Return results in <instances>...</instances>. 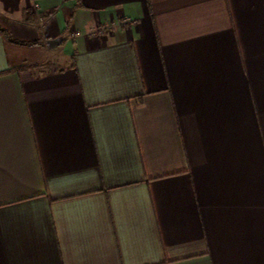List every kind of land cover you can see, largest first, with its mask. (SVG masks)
<instances>
[{
    "label": "crops",
    "instance_id": "obj_1",
    "mask_svg": "<svg viewBox=\"0 0 264 264\" xmlns=\"http://www.w3.org/2000/svg\"><path fill=\"white\" fill-rule=\"evenodd\" d=\"M0 18V264H264V0Z\"/></svg>",
    "mask_w": 264,
    "mask_h": 264
},
{
    "label": "trees",
    "instance_id": "obj_2",
    "mask_svg": "<svg viewBox=\"0 0 264 264\" xmlns=\"http://www.w3.org/2000/svg\"><path fill=\"white\" fill-rule=\"evenodd\" d=\"M0 32L4 35V37L10 41V42H15L12 39V36L9 32V29L7 27L6 21L3 18H0Z\"/></svg>",
    "mask_w": 264,
    "mask_h": 264
},
{
    "label": "water",
    "instance_id": "obj_3",
    "mask_svg": "<svg viewBox=\"0 0 264 264\" xmlns=\"http://www.w3.org/2000/svg\"><path fill=\"white\" fill-rule=\"evenodd\" d=\"M61 41H62L61 37L56 38V39H50V40H48L47 45L49 48H52V47H55L58 44H60Z\"/></svg>",
    "mask_w": 264,
    "mask_h": 264
}]
</instances>
